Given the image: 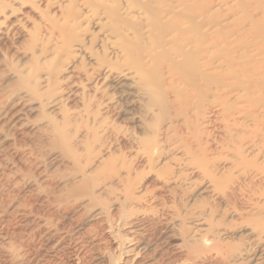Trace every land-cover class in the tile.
<instances>
[{
	"label": "bare ground",
	"instance_id": "bare-ground-1",
	"mask_svg": "<svg viewBox=\"0 0 264 264\" xmlns=\"http://www.w3.org/2000/svg\"><path fill=\"white\" fill-rule=\"evenodd\" d=\"M20 37L35 74L19 99L40 100L42 135L9 146L19 161L0 150V188L35 180L93 213L104 263L264 262V0H0L3 58ZM250 224L256 239L229 241ZM0 246L21 257L1 227Z\"/></svg>",
	"mask_w": 264,
	"mask_h": 264
},
{
	"label": "rangeland",
	"instance_id": "rangeland-1",
	"mask_svg": "<svg viewBox=\"0 0 264 264\" xmlns=\"http://www.w3.org/2000/svg\"><path fill=\"white\" fill-rule=\"evenodd\" d=\"M16 8L19 9L17 14L19 15L29 11L31 5L20 6V4H16ZM26 25L29 28L33 26L31 21L27 22ZM25 40V37L15 39L14 46L11 49V52L17 53L14 57L5 59L0 53V124L6 121L5 123L11 127L10 125L17 121L22 114H25L22 116L23 123H27L24 128L17 127L19 130L14 136L5 137V134L1 133L0 150L3 159H5L2 164L11 163V161H8L9 159L20 160L22 153L9 147L14 141L21 144L30 143L33 138L42 135L37 131L42 122L41 117H39L42 109L40 100L19 99L20 96L26 95L28 81L35 74L34 62L29 60V55H26L29 52H26ZM18 110H21L22 114L18 113ZM47 110L52 111L53 108L48 107ZM6 111H11V115L16 113V116L5 118L3 114ZM52 112L53 114L56 113V111ZM57 117L60 119L59 115ZM21 132L27 135H22ZM57 155H59L57 151L49 153V158L45 162L50 173L58 166L54 159ZM36 177L39 181L45 179L39 173ZM35 183V180H27V182H23L17 187L13 186L7 189V187L1 186L0 188V196L2 197L7 198L10 190H14L18 196L13 202L6 199L0 205V215L2 214L0 216V227L12 234L13 241L21 255L16 260L12 259L7 252L8 247L0 246V264H108L100 260L104 244L99 241L98 237L95 238L92 233L90 234L88 230L96 222L93 217L94 214L83 216L77 209L70 212L57 209L46 201L39 189L36 190L37 183ZM55 183L58 184L59 182ZM27 198L30 201L32 200L31 208H29L30 206L26 209L25 206L20 207L19 204L22 203V200L24 201ZM250 229L251 224L246 225L242 231H235L232 235L233 238H230L229 241L238 244L241 233H246L247 236L256 239L255 233L253 235L249 234ZM165 240L166 242L164 239V242H161V247L165 248L170 245L171 239ZM173 244H176V242Z\"/></svg>",
	"mask_w": 264,
	"mask_h": 264
}]
</instances>
